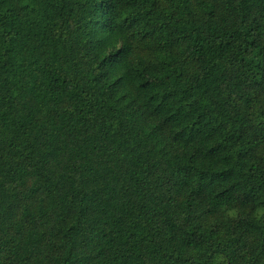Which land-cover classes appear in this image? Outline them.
<instances>
[{
    "label": "trees",
    "instance_id": "trees-1",
    "mask_svg": "<svg viewBox=\"0 0 264 264\" xmlns=\"http://www.w3.org/2000/svg\"><path fill=\"white\" fill-rule=\"evenodd\" d=\"M0 264H264V0H0Z\"/></svg>",
    "mask_w": 264,
    "mask_h": 264
}]
</instances>
